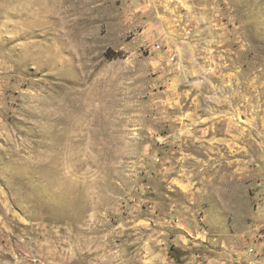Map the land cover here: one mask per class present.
I'll use <instances>...</instances> for the list:
<instances>
[{"label":"rangeland","instance_id":"1","mask_svg":"<svg viewBox=\"0 0 264 264\" xmlns=\"http://www.w3.org/2000/svg\"><path fill=\"white\" fill-rule=\"evenodd\" d=\"M0 264H264V0H0Z\"/></svg>","mask_w":264,"mask_h":264}]
</instances>
